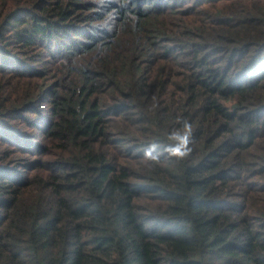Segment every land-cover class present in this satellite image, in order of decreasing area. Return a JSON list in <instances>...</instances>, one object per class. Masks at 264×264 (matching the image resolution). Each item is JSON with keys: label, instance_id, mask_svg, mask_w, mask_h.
Here are the masks:
<instances>
[{"label": "trees", "instance_id": "trees-1", "mask_svg": "<svg viewBox=\"0 0 264 264\" xmlns=\"http://www.w3.org/2000/svg\"><path fill=\"white\" fill-rule=\"evenodd\" d=\"M0 264H264V0H0Z\"/></svg>", "mask_w": 264, "mask_h": 264}, {"label": "clouds", "instance_id": "clouds-1", "mask_svg": "<svg viewBox=\"0 0 264 264\" xmlns=\"http://www.w3.org/2000/svg\"><path fill=\"white\" fill-rule=\"evenodd\" d=\"M187 143H188V137L185 136V137L183 138V140H182V145H184L185 148H186ZM172 151H173L174 153H179V154H181V155L183 154L182 152H180V149H179V148H173Z\"/></svg>", "mask_w": 264, "mask_h": 264}]
</instances>
